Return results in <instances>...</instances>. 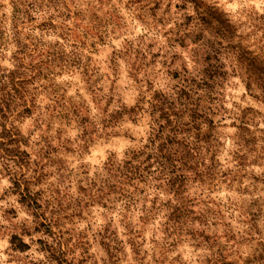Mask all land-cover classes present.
<instances>
[{
	"label": "rangeland",
	"instance_id": "1",
	"mask_svg": "<svg viewBox=\"0 0 264 264\" xmlns=\"http://www.w3.org/2000/svg\"><path fill=\"white\" fill-rule=\"evenodd\" d=\"M58 1L0 0V264H58L43 243L58 240L74 264H264L261 147L234 145L242 110H252L256 133L264 129V101L238 60L240 50L264 55V0H205L231 18L232 40L185 0H66L69 19ZM19 10L27 12L13 22ZM214 53L224 75L213 100L216 130L204 134L219 138L220 172L189 181L155 207V218L141 219L152 204L145 193L126 210L109 203L97 192L109 157L147 144L151 102L198 78ZM14 55L27 73L24 113L9 110ZM236 164L244 170L230 174ZM174 206L192 210L185 224L170 215ZM14 235L29 248H15Z\"/></svg>",
	"mask_w": 264,
	"mask_h": 264
},
{
	"label": "trees",
	"instance_id": "2",
	"mask_svg": "<svg viewBox=\"0 0 264 264\" xmlns=\"http://www.w3.org/2000/svg\"><path fill=\"white\" fill-rule=\"evenodd\" d=\"M90 1H86V4L90 5ZM185 1L194 6L198 18L203 23H207L211 29L222 34L226 39L232 40L235 25L226 12L205 0ZM58 2H60V16L63 19H69L71 10L66 0H59ZM78 4L80 3H76L75 7ZM26 12L24 10L22 14ZM22 14L20 15L19 10V15H14L13 22L14 20H22ZM15 28L14 25L11 29L13 38L17 33ZM5 30V27L2 26L0 32L4 33ZM4 38L7 40L8 37ZM0 39L4 42L3 35L0 36ZM208 50H213L216 53L213 46ZM215 53L213 57L217 61L207 63L203 69H200L198 78H192L188 84H183V87L174 93L176 96L173 94L172 97L160 95L155 97V103L151 102L150 131L147 144L138 149L130 150L122 158L109 157L104 168L106 172L104 180L101 188L97 190V192L103 193L104 198L109 203L120 201V208L126 210L137 203L139 194L145 193L146 197H152V204L151 206L143 205L141 219L152 218L156 214L155 211L153 212L155 207L161 211V207H166L168 204V202L164 203V200L171 197L170 195H181L185 192L189 181L194 178L201 180L213 178L214 174L220 172V170L217 171L219 167L216 159V147L220 143L219 138L204 134L208 130H216L214 119L211 118L214 114V106L217 105L213 100L217 94L216 85L224 75V71L221 70L224 65L220 59L216 58ZM16 54L17 52H15ZM238 54L248 89L258 91V96L264 101V55H259L248 49L240 50ZM15 55L14 60L17 65L9 75L8 90L9 95L11 93L10 104L13 102L16 105L13 107L9 105L11 108L9 110L13 112L14 108L21 107L23 108L22 113H24L29 111V106H27V100L23 99L21 84L25 81L22 77H26L27 73L23 71L25 67L23 59ZM206 59L208 60L209 57ZM239 119L241 124L235 125L239 129L234 142L236 152L241 151L242 147L250 151L257 150L259 145L261 148L257 152V157L264 159V129H259V133L253 130V126L255 128L257 126L253 124V112L250 108L242 110ZM246 156V152L243 151L240 159L245 160ZM208 162L211 163L207 165ZM243 170L244 168L240 164H236L235 169H232L230 174ZM167 201L170 202V200ZM37 206L40 207L41 205L38 204ZM186 210L192 212V210L183 209L181 206L180 208L175 207L170 215L175 216L178 223L183 225L185 224L183 218L189 219ZM44 219L46 223L42 224L46 225V232L54 233L51 229L56 224L54 217L45 215ZM167 219L171 220L170 217ZM11 242L19 250L23 251L29 248V245L18 236L14 235ZM43 243H45V250L51 260H55L58 264H74V260L69 259L67 251L63 249L62 241L58 240V247L47 242ZM107 250L110 252L109 249ZM212 264L240 263L225 258L216 259Z\"/></svg>",
	"mask_w": 264,
	"mask_h": 264
}]
</instances>
